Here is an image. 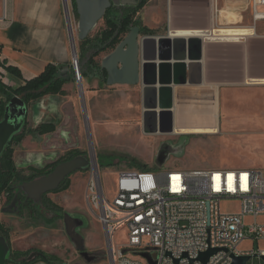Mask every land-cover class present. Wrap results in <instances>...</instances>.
Instances as JSON below:
<instances>
[{
	"label": "rangeland",
	"instance_id": "rangeland-1",
	"mask_svg": "<svg viewBox=\"0 0 264 264\" xmlns=\"http://www.w3.org/2000/svg\"><path fill=\"white\" fill-rule=\"evenodd\" d=\"M223 4L225 0H220V9L226 7V4ZM71 12L78 28L79 17L75 14L72 2ZM237 13L239 19L236 22H230V17L219 18L220 28L237 25L248 28L255 26L251 10ZM256 27L257 32L253 37L247 36L237 43H225L220 49L215 50L216 53L220 52V57L222 53L225 57L226 91L240 94L239 98L238 96L235 99L231 98L228 111L223 108L221 116L215 115V125L218 123L220 126V133L217 135L146 134L142 125L141 106L137 99V85H108L99 78L96 80L98 83L93 81L88 86L89 77H83L95 151L102 169L104 188L110 198H114L116 194L120 172L131 168L132 163L135 164V168L146 167L155 171L218 170L224 167L255 168L264 171V93L255 97L262 101V110L252 111L249 106L252 85L247 83L257 71L261 70L264 73V56L260 53L262 48L264 52V20L257 21ZM106 29L104 18L91 32L89 38L94 40ZM112 51L114 50L108 49L101 52L96 62L102 65L104 58ZM0 69L8 74L7 65L1 60ZM10 80L11 88L20 87L21 84H13ZM70 83L72 84L65 87L64 95L46 96L29 105L27 128L35 130L42 124L52 123L55 131L45 135L27 134L22 142H13L12 150L17 169L27 176L31 168L47 169L52 164L68 158L71 153L76 151L87 153L82 158L80 171L70 177V187L51 196V200L66 213L82 221L79 229L85 240L88 260L79 255L80 251L68 236L64 221L45 224L30 219L27 214L21 219L0 214V222L9 233L11 245L15 250L20 248L17 241L24 239L26 249H38L55 254L65 264H110L104 229L85 199L91 169L90 148L77 78ZM124 95L127 96L126 99ZM179 125L188 126L180 123ZM21 128L22 125L16 123L15 134L20 133ZM113 155L125 157L126 162L120 163L117 160L116 165H111L113 162L109 156ZM4 202L5 198H2V204ZM222 209L229 212L239 209V204L226 202L223 203ZM247 222L251 223V220L248 219ZM114 240L117 245L128 242L124 229L117 231ZM241 249L258 251L264 249V243L247 241ZM134 257L143 264H157L156 252L140 251ZM249 264H264V261L260 256H253Z\"/></svg>",
	"mask_w": 264,
	"mask_h": 264
},
{
	"label": "built area",
	"instance_id": "built-area-1",
	"mask_svg": "<svg viewBox=\"0 0 264 264\" xmlns=\"http://www.w3.org/2000/svg\"><path fill=\"white\" fill-rule=\"evenodd\" d=\"M246 1L256 26L264 20V0ZM219 3L213 0V25L202 32L203 40L235 42L214 34L221 25ZM0 81L9 86L2 69ZM101 170L99 163L91 167L85 199L104 229L114 264H143L134 257L140 251L156 252L157 264H202L198 257L209 249L220 251L208 264H232L231 254L264 256V249H241L247 241L264 243V171L131 167L120 172L116 194L110 198ZM226 202L238 203L239 209L225 212ZM121 229L128 242L115 247L113 240Z\"/></svg>",
	"mask_w": 264,
	"mask_h": 264
},
{
	"label": "crops",
	"instance_id": "crops-1",
	"mask_svg": "<svg viewBox=\"0 0 264 264\" xmlns=\"http://www.w3.org/2000/svg\"><path fill=\"white\" fill-rule=\"evenodd\" d=\"M70 1L69 9L71 12V2L73 4V0ZM144 3L143 8L135 17V21L141 29L142 37L151 36L158 39L164 36L172 41L176 39L188 41L192 38L203 40L201 36L185 33L196 31L201 33L212 28L213 0H144ZM229 3L231 5L243 4L247 7V10L252 12L249 1L225 0L226 6ZM71 20L79 54L81 53L82 41L78 40L77 22L73 19L72 12ZM253 28L257 32V27ZM214 30H219V28ZM250 36L253 37L254 35ZM239 40L241 41V38L237 41L239 42ZM237 41L235 40L233 43H237ZM203 42V60L201 61L202 67L200 70L201 83L190 84L188 82L186 85L173 87L172 111L175 128L177 126L195 128L190 126L214 125L210 127H218L220 130L219 124L215 125V115L221 116L223 108L228 111L227 107L232 97L234 99L237 96L240 97L237 92L226 91L225 57L223 53L220 57V52H215L225 43L231 42L209 40H203ZM260 53L264 56L263 48ZM0 60L6 63L7 66H12L21 71V78L8 74V78H12V80H9L13 84L19 83L21 85L25 81L40 76L49 65L72 66L74 56L71 31L66 17L64 0H0ZM153 63L159 65L160 61L157 60ZM170 63L175 64V61ZM189 63L190 61L187 60L186 64ZM139 75L142 78L141 71ZM187 76L190 80V72ZM97 79L99 78L89 77L87 79L89 81L88 86L93 81L97 82ZM253 81L257 83L250 84L252 88L249 93V106L252 111L262 110V101H258L255 97L264 93V84L259 83L264 81V73L261 70L257 71L256 75H252L247 83ZM70 84L72 83H67L64 90ZM126 97L124 95V99ZM137 99L143 114L144 93L141 85H137ZM179 123L188 126H180ZM224 169L227 168L224 167ZM246 169L259 170L255 168ZM17 244L20 247L19 250H27L25 247L26 240H18Z\"/></svg>",
	"mask_w": 264,
	"mask_h": 264
},
{
	"label": "water",
	"instance_id": "water-1",
	"mask_svg": "<svg viewBox=\"0 0 264 264\" xmlns=\"http://www.w3.org/2000/svg\"><path fill=\"white\" fill-rule=\"evenodd\" d=\"M143 0H76L78 23V40L86 41L97 24L103 20L111 9L122 10L128 7H136ZM66 17L71 31L75 72L78 87L80 90L83 116L89 143V155L91 167L98 168V158L95 151L93 134L89 120L85 90L82 78H80L83 66L91 58L79 62V54L76 45V37L73 32L69 0H64ZM118 36V35H117ZM121 42L113 52L102 61V69L108 72L107 84H119L136 86L141 85L144 93V112L142 125L146 134H172L174 132L173 117V87L190 84H200L201 61L203 60V40L201 38L176 39L172 41L168 37L161 36L158 39L151 36H141V29L138 26L131 27L129 31L120 35ZM155 44V45H154ZM160 61V64L153 63ZM189 60L190 63L186 64ZM175 61V64H171ZM79 64V66H78ZM142 72V78L139 73ZM188 72L191 79L188 80ZM15 108L22 110L16 114ZM10 117L22 116L28 113L25 103L14 98L9 106ZM10 118L7 116L0 122V154L5 145L8 144L16 129L12 127ZM82 158L75 159L59 165L48 177L34 182L24 183L21 187L30 197L38 199L40 193L57 189L62 181L71 173L82 168ZM66 231L71 237L73 244L79 251L85 250V240L74 228L71 222V215H65ZM110 264L112 259L111 245L107 243ZM219 249H209L201 253L198 261L208 264L210 258L217 254ZM226 252H228L225 249ZM10 249L5 241L0 240V264H8ZM232 264H249L252 259L250 255L231 254ZM264 261V256L261 257ZM193 262V261H192Z\"/></svg>",
	"mask_w": 264,
	"mask_h": 264
},
{
	"label": "trees",
	"instance_id": "trees-1",
	"mask_svg": "<svg viewBox=\"0 0 264 264\" xmlns=\"http://www.w3.org/2000/svg\"><path fill=\"white\" fill-rule=\"evenodd\" d=\"M75 14H77L76 0H73ZM144 0L140 2L136 7H129V10H132L129 15L124 14V9L116 10L111 9L105 16L107 29L104 30L98 37L94 40L88 38L86 41H82L81 44V53L80 64L83 61L91 58L86 65L83 66L81 71V76H87L90 78H100L104 81L108 78V72L95 61V57L99 55L100 52L106 51L107 49H114L118 44L120 35L126 34L131 27L138 26L135 17L140 9L144 6ZM118 35V36H117ZM6 65V63H4ZM7 72L10 76L21 78V71L12 66H7ZM76 80V72L74 65L69 67H59L55 65H49L46 70L38 77L25 81L23 85L19 88L14 89L10 86L4 84L0 81V121L5 120L7 116L10 119H15L16 123L22 125V130L20 133L16 134V142H22L27 134H38L45 135L55 131V126L53 124H42L35 130H29L27 113L22 116L14 115L10 117L9 106L12 100L15 97H22L26 103H29L31 100H39L47 95H64V86L67 83L74 82ZM19 125V124H18ZM111 165H116V161L126 162L125 157L119 156H109ZM98 163L100 166L99 158ZM132 167H136L134 163L131 164ZM145 170H149L146 167H143ZM24 182L21 178V173L16 168V165L13 160V150H10V154L7 157L0 158V196L3 192L7 190H14L12 187ZM70 187V181H66L62 191ZM54 208L58 209L54 204ZM61 211V210H60ZM39 212V211H38ZM23 212H20L19 215H22ZM36 219H45L44 215L38 213ZM47 218V217H46ZM57 220V218H47V223L52 224ZM32 254V251L28 252H16L13 255V260L10 263L16 264H32V262H27L26 260ZM48 261L52 264H59L62 261L57 257L47 256Z\"/></svg>",
	"mask_w": 264,
	"mask_h": 264
},
{
	"label": "flooded vegetation",
	"instance_id": "flooded-vegetation-1",
	"mask_svg": "<svg viewBox=\"0 0 264 264\" xmlns=\"http://www.w3.org/2000/svg\"><path fill=\"white\" fill-rule=\"evenodd\" d=\"M128 8H124V14L126 16L129 15V13L132 11V10H129ZM120 38H121V36L119 37L118 44L122 40ZM114 49H112V50H114ZM100 54H101V52L99 53V55ZM98 56L95 57V61H96V58ZM106 83H107V80H106ZM47 96H57V95H47ZM17 98L21 99L25 103L27 111H29V105L31 103H35L37 101V100H31L29 103H26L22 97H17ZM15 112H16V114H18V113H21L22 110H20V109L18 110L17 108H15ZM2 121H4V120H2ZM2 121H0V122H2ZM10 123L12 124V127L14 128L15 125H16L15 119H11ZM46 124H52V123H46ZM15 136H16V134L13 135V138L11 139V141L8 144L5 145L4 149L1 150L0 158L7 157L10 154V150H12V144H13V142H15L14 141L15 140ZM85 155H87L86 152H83V151H78L77 152L76 151L75 153H71L68 158L64 159L63 161H60V162L52 164L47 169L44 168L42 170H37L35 168H31L30 174L28 176L24 175L20 170H18V171H20L21 178L23 179L24 182H21V184L16 185V187H12L14 190H11V191L7 190L6 192L2 193V195L0 196V214L10 215L12 217H17V218H20V219L24 218L25 214H27L30 219L39 220V221L44 222L45 224H49V223H47V218H57V220L55 222L64 221V224H65V227H66V222H65V219H64L65 215H66V212L60 206H58L55 202H53L51 200V196L62 192V188L64 187L65 182L68 181L70 179V177L73 176L75 173L79 172L80 169L75 171V172H73V173H71L70 175H68L62 181V183L59 185V187L57 189H55L53 191H49V192L40 193V196H39L38 199L30 197V195L28 193H26L24 191V189H22L21 186L24 183L34 182L36 180L48 177L49 175H51L55 171V169L59 165L64 164V163L69 162V161H72V160H75V159H78V158H83V157H85ZM2 198H5L4 204H2ZM53 204L55 206H57L59 208V210L54 208L52 206ZM20 212H23V214L19 215ZM38 213L41 214V215H44L45 219H36L35 217L38 216ZM71 222L75 224L73 229H75L77 232L80 233L79 226H80L82 221L80 219L76 218V217H72L71 216ZM0 240L5 241L8 244V246H9L10 255H9L8 264H16V263H10V261L13 260V255L12 254H14L16 252L32 251V254L26 260L29 263L32 262V264H52V263H50V261H48V257L47 256H51V257L53 256V257H57L58 258V256H56L55 254H50V253H47V252H45L43 250H38V249H34V250L33 249H30V250L27 249L26 251H21L19 249L15 250L12 247V245H11V239L9 237V233L5 230V227L3 226L2 222H0ZM79 255L81 257H83L84 259L88 260V256H87L88 252L86 251V248H85L84 251H80ZM59 264H65V263H63V261H62V263H59Z\"/></svg>",
	"mask_w": 264,
	"mask_h": 264
},
{
	"label": "bare ground",
	"instance_id": "bare-ground-1",
	"mask_svg": "<svg viewBox=\"0 0 264 264\" xmlns=\"http://www.w3.org/2000/svg\"><path fill=\"white\" fill-rule=\"evenodd\" d=\"M70 6V5H69ZM244 11L247 10V7L244 5H231L230 3L227 4V6L223 9H219L220 11V15L219 18L223 19L225 17H230V22L233 21H238L239 16L238 13L236 14V11ZM225 11H228V13H225ZM237 18V19H236ZM214 34L218 35L220 34L221 36L226 37L228 40H238V39H242L243 37H247L250 35H255L256 31L254 28H248V27H243V26H228V27H222L221 29L219 28V30H213ZM200 32V31H199ZM186 32L185 34H194L197 36H201L203 37L202 32ZM215 35V36H216ZM80 78H82L83 81V77L80 75ZM257 82H249V84H256ZM261 84H264V81L259 82ZM174 132L172 133V135H180V134H199V135H217L220 133V130L218 127H195V128H184V127H174ZM97 168V165H96ZM101 176H102V172H101ZM113 244L115 247H117L118 245L116 244L115 240H113Z\"/></svg>",
	"mask_w": 264,
	"mask_h": 264
}]
</instances>
